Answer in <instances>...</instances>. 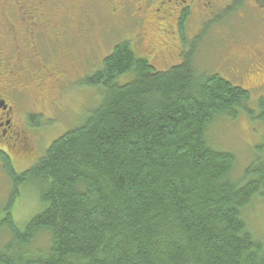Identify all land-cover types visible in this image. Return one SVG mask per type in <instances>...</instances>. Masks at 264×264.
Here are the masks:
<instances>
[{"label": "trees", "instance_id": "obj_1", "mask_svg": "<svg viewBox=\"0 0 264 264\" xmlns=\"http://www.w3.org/2000/svg\"><path fill=\"white\" fill-rule=\"evenodd\" d=\"M182 49L161 71L130 42L116 44L86 79L104 92L81 125L21 174L0 153L14 181L0 207V264H264L245 212L264 199V145L239 176L236 157L208 140L240 111L264 123V98L255 117L234 77L200 70L192 42ZM24 185L44 209L20 230L13 207Z\"/></svg>", "mask_w": 264, "mask_h": 264}, {"label": "flooded vegetation", "instance_id": "obj_2", "mask_svg": "<svg viewBox=\"0 0 264 264\" xmlns=\"http://www.w3.org/2000/svg\"><path fill=\"white\" fill-rule=\"evenodd\" d=\"M100 4L124 24L136 18L143 31L149 20L154 22L161 37L171 38L163 42L165 49H175L178 57L183 45L192 42L189 29L201 32L223 15L242 19L250 14L253 27L246 33L244 27L235 30L246 43L237 44L240 48L233 54L229 74L237 80L250 67L264 72V0H103ZM83 12L78 0H0V147L11 158L12 151L24 158L39 149L40 140H32L29 132L34 135L46 126L37 121L45 111L61 110L64 83L89 50L83 16L87 12Z\"/></svg>", "mask_w": 264, "mask_h": 264}, {"label": "rangeland", "instance_id": "obj_3", "mask_svg": "<svg viewBox=\"0 0 264 264\" xmlns=\"http://www.w3.org/2000/svg\"><path fill=\"white\" fill-rule=\"evenodd\" d=\"M78 2L80 8H84V12H87L83 16L85 29L88 31L89 50L86 52L84 61L80 60L79 66L81 67L76 66L64 83L66 92L63 93L66 99L63 102V98L60 96L61 110L45 111L46 115L38 117L37 121L42 123L48 121V126H43L40 132H33L34 135L29 132L32 140L33 138L40 140V149L24 158L13 151L11 152L12 164L17 174L32 167L53 141L81 125L88 113L100 105L104 88L89 87L85 82L87 78L102 69V61L112 52L116 44L124 41L130 42L142 56L154 63L161 71H166L174 65L169 66L166 62L178 59V52L175 49H165L163 46V42H169L171 38L161 37L158 34L161 32L157 31L156 24L151 20L146 26L147 30L143 31L136 18L132 19V22L124 24V20L119 19L121 17L110 15V9L101 7L100 2L103 0H78ZM251 19L250 14L242 19L223 15L217 21H213L210 26L203 27L201 32L189 29L188 36L192 45L195 46V50L199 52L197 57L200 58V64L198 63L200 70L207 69L211 73L221 74L223 78H232L229 70L233 67L235 59L233 54L238 52L236 48H240L238 43H246V40L235 30L244 27L243 31L248 32L253 27ZM143 33L147 38L145 42ZM153 46L155 48L152 50L150 47ZM244 53L243 51L242 55ZM254 60L258 59L254 58ZM241 66L244 68L245 65L241 63ZM242 74V77L231 80V82L244 87L250 93L251 99L248 105L255 111V117H258V102L264 98V72L250 67V70H246ZM128 80V76L119 79L121 83ZM215 124L213 132L209 133V144L215 150L233 154L238 166L236 173L242 176L244 169L259 155V150L264 145V123L257 118L253 120L245 112L240 111L236 119L226 116L223 121L219 120ZM2 149L0 147V153L3 151ZM13 190L14 181L4 172L0 163V207H4L8 203ZM18 190L20 197L13 207V219L17 227L23 230L28 221L43 211L44 205L40 202L37 189L34 186L24 185ZM245 212L247 219L253 222L252 225L249 223L251 227L253 225L257 227L256 235L264 240V199H255ZM0 228L3 227L0 226ZM7 241V233L3 234L1 230L0 251L4 249Z\"/></svg>", "mask_w": 264, "mask_h": 264}, {"label": "bare ground", "instance_id": "obj_4", "mask_svg": "<svg viewBox=\"0 0 264 264\" xmlns=\"http://www.w3.org/2000/svg\"><path fill=\"white\" fill-rule=\"evenodd\" d=\"M233 89V88H232Z\"/></svg>", "mask_w": 264, "mask_h": 264}]
</instances>
